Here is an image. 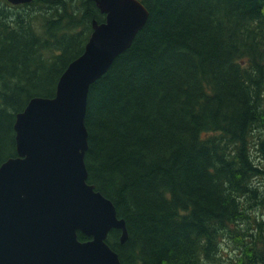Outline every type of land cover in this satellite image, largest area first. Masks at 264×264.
I'll use <instances>...</instances> for the list:
<instances>
[{"label": "trees", "instance_id": "1", "mask_svg": "<svg viewBox=\"0 0 264 264\" xmlns=\"http://www.w3.org/2000/svg\"><path fill=\"white\" fill-rule=\"evenodd\" d=\"M148 19L89 88L87 181L121 264H264V0H140ZM0 0V152L83 52L92 0ZM13 9V10H11ZM78 239H88L78 233Z\"/></svg>", "mask_w": 264, "mask_h": 264}, {"label": "water", "instance_id": "2", "mask_svg": "<svg viewBox=\"0 0 264 264\" xmlns=\"http://www.w3.org/2000/svg\"><path fill=\"white\" fill-rule=\"evenodd\" d=\"M92 1L104 21L92 20L54 95L31 97L14 116L15 156L0 164V264H121L106 240L117 229L124 243L126 223L87 181L85 113L90 86L130 47L149 12L140 0Z\"/></svg>", "mask_w": 264, "mask_h": 264}, {"label": "rangeland", "instance_id": "3", "mask_svg": "<svg viewBox=\"0 0 264 264\" xmlns=\"http://www.w3.org/2000/svg\"><path fill=\"white\" fill-rule=\"evenodd\" d=\"M8 7H9V6H8ZM11 10H13V9H11ZM3 156H4V155H3V154H1V152H0V159H1V158H3Z\"/></svg>", "mask_w": 264, "mask_h": 264}, {"label": "flooded vegetation", "instance_id": "4", "mask_svg": "<svg viewBox=\"0 0 264 264\" xmlns=\"http://www.w3.org/2000/svg\"><path fill=\"white\" fill-rule=\"evenodd\" d=\"M11 4V3H10ZM12 5V4H11ZM13 5H15V4H13ZM13 5H12V7H13ZM17 5V4H16ZM9 7H10V5H8ZM12 7H10V8H12Z\"/></svg>", "mask_w": 264, "mask_h": 264}]
</instances>
